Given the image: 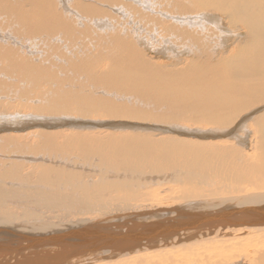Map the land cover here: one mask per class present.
I'll use <instances>...</instances> for the list:
<instances>
[{
  "label": "bare ground",
  "instance_id": "6f19581e",
  "mask_svg": "<svg viewBox=\"0 0 264 264\" xmlns=\"http://www.w3.org/2000/svg\"><path fill=\"white\" fill-rule=\"evenodd\" d=\"M105 262L264 264V0H0V264Z\"/></svg>",
  "mask_w": 264,
  "mask_h": 264
},
{
  "label": "rangeland",
  "instance_id": "374dc122",
  "mask_svg": "<svg viewBox=\"0 0 264 264\" xmlns=\"http://www.w3.org/2000/svg\"><path fill=\"white\" fill-rule=\"evenodd\" d=\"M131 14V16L133 17L134 16V18H137L138 17V12H133V13H130ZM134 14V15H133ZM103 42L105 43V45H107V43H109V41H108V39H106L105 37H103ZM56 43V54L57 55H59V56H61V55H71L72 53H78V54H83V55H85V57L87 58L88 56H89V58H91V57H93V56H97L99 53H100V48L97 46V45H94V46H90V45H86V44H84V45H82V46H80V47H77L76 48V50L75 51H73V52H69L68 50H67V47H66V41H65V39L64 38H61L58 42L56 41V40H52V44H51V46L53 45V44H55ZM36 45H37V43H34V44H30V46L32 47V48H36ZM22 48H23V50L28 54V51H27V49H26V42L22 45ZM37 49H41V51L42 52H44V53H47L49 50H48V48H47V45L45 44V43H43L42 45H41V47H37ZM158 50V49H157ZM146 54H149V55H151L152 54V52L151 51H146ZM161 54V53H160ZM154 57H157L156 56V54H154ZM163 59H166V58H163ZM57 63L59 64V65H61V64H63L64 63V59H60L59 61H57ZM54 66L56 67V68H58V66H57V64H54ZM9 106V105H8ZM7 106V107H8ZM19 113L21 112V113H23V111H18ZM26 112H28V110L26 109ZM24 115H26V114H24ZM66 129H68V128H66ZM109 130V129H108ZM120 130V129H119ZM119 130H116L117 132L116 133H118L119 132ZM124 130V131H123ZM121 129V131L119 132V133H126V132H131L130 130H127V129ZM30 132V131H29ZM12 134H17V133H12ZM226 139H228V138H226ZM225 140V139H224ZM85 179H88V181H94V182H96V181H99V178L100 177H98L99 175H97L96 173L94 174V173H92V172H89L88 171V173H86L85 175ZM168 186V184H163V186H161L162 188H160V190H162L161 191V193H160V196H163V197H165L166 199H168V200H166V199H164L166 202H170V203H174V204H177V202L178 201H170V199L172 200V199H174L173 197L174 196H176L177 198H178V195H177V192H175V191H173V187H174V189L175 188H177V189H182V187L181 186H179V185H172V186H170V187H167ZM188 187V186H187ZM171 188V189H170ZM155 189H158L157 187L155 188ZM169 189V190H168ZM164 193H166V195L164 194ZM176 193V194H175ZM159 194V193H158ZM180 196V195H179ZM171 197V198H170ZM178 200H179V198H178ZM178 204H179V202H178ZM177 204V205H178ZM181 205H184V203H182ZM126 206H128V205H126ZM145 206H147V207H151V205L150 204H143L142 205V207H140V206H138V204H136V205H134L133 207H131V208H133L132 210L131 209H128V211L129 210H131L130 211V213H128V214H132L133 216H135V213L136 212H142V211H140V210H142L141 208H145ZM167 206V205H166ZM113 207H115V206H113ZM118 208H121V206H116V208L115 209H118ZM124 208V207H123ZM162 209L163 208H165V209H168V208H173V207H161ZM161 208H159V209H161ZM158 210V209H157ZM184 212H185V210H183ZM206 211V210H205ZM205 211H201V213H203V212H205ZM115 212V211H114ZM199 213V212H198ZM54 217H57L56 215L54 216ZM225 239V238H224ZM149 242H152V236L151 237H149ZM178 249V248H177ZM180 249V248H179ZM174 250H176V248H174ZM173 250V251H174ZM177 251V250H176ZM106 264H112L111 262H105ZM100 264H104V263H100Z\"/></svg>",
  "mask_w": 264,
  "mask_h": 264
}]
</instances>
